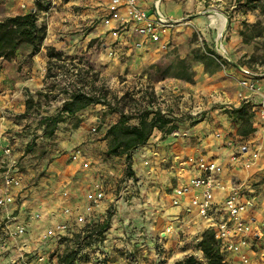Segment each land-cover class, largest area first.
Masks as SVG:
<instances>
[{
    "label": "crops",
    "instance_id": "crops-1",
    "mask_svg": "<svg viewBox=\"0 0 264 264\" xmlns=\"http://www.w3.org/2000/svg\"><path fill=\"white\" fill-rule=\"evenodd\" d=\"M37 1L48 4L49 14L36 9ZM156 1L158 12L174 21L159 30L157 41L143 29L137 30L133 22L123 28L120 17L104 24L103 19L110 15L109 0H0V20L37 10L38 23L45 26V37L37 52L29 54L30 48L21 45L13 59L0 61V154L5 147L11 149L10 157L0 163V182L10 161V170L22 181L21 187L14 190L15 203L0 207L6 209L3 217H8L0 222V241L3 238L1 242L6 245L0 247V263L21 253L29 254L36 247L38 235L59 222L68 223V218L83 211L92 222L103 217L110 221L101 247L110 261L104 264H124L118 253L125 250H136V264H152L155 248H163L164 253L174 249L159 264H175L178 256H200L196 243L207 229L191 204L201 191L189 183L197 173L196 165L188 161L192 157L217 164L214 193L218 206L232 186L241 184L247 205L245 219L252 227L246 246L249 264H264V120L257 111V104L264 100V73L240 63L251 50L242 40V22L252 24L258 20L257 10H231L233 0H137V4L153 19ZM211 11L227 17L223 37H219L217 23L211 21ZM120 16H124L123 11ZM92 21L95 24L91 25ZM193 31L201 34L208 46L218 45L227 61L224 65L213 61L211 67L207 61L198 62L192 82L174 77L159 82L155 95L161 109L174 120L173 132L154 129L148 140L131 152L127 166L124 156L106 155L105 134L118 121L119 112L92 104L76 113L81 118L78 126L59 133L58 144L49 150L50 162L34 166L24 157L25 166L19 164L27 150H19V139L8 133L14 125L11 116L24 111L28 94L33 96L48 85L45 70L50 49L61 58L84 56L101 73L127 75V80L111 88L120 95L134 83L135 75L136 84L141 86L144 80L139 76L146 67L173 46L185 47ZM98 42L101 51L96 50ZM243 77L253 81L257 91L241 87L238 82ZM239 89H243V98L238 97ZM79 144L83 155L72 160L73 148ZM254 151L258 152L257 158L246 166ZM110 161L116 162L114 168L108 165ZM126 170L129 174L124 177ZM117 176L124 181L117 196H111L114 184H105L112 190L86 212L94 182H117ZM33 205L42 207L38 211L41 218L33 219L38 213ZM111 205L116 209L107 213ZM68 207L73 209V217L64 214L63 209ZM23 223H30L26 234L10 233ZM169 226L171 230L166 231ZM216 243L225 264H242L239 255L222 251ZM148 249L152 252L145 259ZM116 253L117 259L112 262ZM90 264L100 263L94 258Z\"/></svg>",
    "mask_w": 264,
    "mask_h": 264
},
{
    "label": "rangeland",
    "instance_id": "rangeland-1",
    "mask_svg": "<svg viewBox=\"0 0 264 264\" xmlns=\"http://www.w3.org/2000/svg\"><path fill=\"white\" fill-rule=\"evenodd\" d=\"M231 10H237L238 12L244 11L245 9H253L257 10L258 20L254 23H248L243 21L242 22V29H241V36L242 40L251 47L249 54L240 60V63H244L248 66V68L252 71H261L264 73V0H233ZM36 9L37 10H45L46 14H49V10L51 8L48 4L41 3L40 1L36 2ZM246 7V8H245ZM37 15L38 12H37ZM228 16V15H226ZM39 18V16H38ZM227 18V17H225ZM39 20V19H38ZM103 19V23H104ZM92 21L91 25L95 24ZM226 23V20H225ZM105 24V23H104ZM227 25V24H226ZM87 27H82V30H85ZM90 28H95L91 26ZM90 28H88L90 30ZM226 28V27H225ZM119 30V29H116ZM121 30V29H120ZM243 31V34H242ZM118 32L115 31V34ZM225 34L224 32L221 34L223 37ZM246 36V37H245ZM112 49L115 50V47L112 46ZM219 47L216 46H208L205 44V41L201 37V34L193 31L190 38L188 39V44L183 47V45L173 46L172 48L168 49L164 56L157 60L156 62H152L150 65L146 67L144 72H142L139 77H142L144 82L142 85L139 86L137 82L136 84V75L133 77L134 83L130 85L129 89H125L120 95L117 93L112 92V87L117 83H121L123 80H127V75L125 74H117L116 77L114 74H104L92 66L91 62L84 56H76V57H63L60 59H52L50 62L51 66H53L52 70L54 71L47 74V67L49 64L46 65L45 76L48 80V85L44 90H38L34 92V95L31 96L33 98L32 106L27 109L26 107V99L25 98V109L23 112L15 114L11 116L12 123V131L8 130V133H11V136H15L13 139H19V143L21 144L18 149L20 150H27V153H23L20 157L22 158L20 161V165L25 166L24 157H27L26 160L30 163V165H37L40 162H50L52 159L50 157L51 149L58 144L57 137H59L60 132L68 131L72 128L78 126L81 121L79 116L75 117H66L63 121L58 125V129L55 132V135L51 138H45L42 136L43 134V126L39 124V118L41 115H47L56 113L62 106L63 99L68 95V91L72 90L76 87H83L85 90H91L98 93V95H103V97L107 96V101H111L112 103H117L119 107L126 104L125 110L135 112L136 108H143L146 106L150 107H160L161 108V101L155 95L156 86L159 84L161 80H165L166 78H177L183 79L187 82L193 81V76L196 74V65L200 61H207L208 67L212 66V62H219V64H225L226 57H223L224 54H220ZM96 50L101 51V42H98L96 45ZM219 51V52H218ZM102 59V58H99ZM2 61V60H1ZM9 61V60H7ZM103 61V60H102ZM217 62V63H218ZM50 66V67H51ZM114 76V77H113ZM253 75L251 76V78ZM247 78H250L247 76ZM239 80L238 84L241 86L240 82L244 80ZM117 81V82H116ZM242 87V86H241ZM240 87V88H241ZM238 97L244 96L243 89H239ZM41 93V94H39ZM129 93L128 97H125L124 101L122 100L123 95ZM101 105V104H96ZM258 105V104H257ZM103 106V105H101ZM106 109V108H105ZM199 115V114H196ZM79 119V121H78ZM130 123H135V119H132ZM64 130V131H63ZM12 139V140H13ZM27 145V146H26ZM79 145H76L74 149L79 148ZM50 150V151H49ZM47 152V153H46ZM115 161H110L108 165L114 168ZM18 164V166H19ZM20 169V168H19ZM21 170V169H20ZM42 174V173H40ZM113 174V172H112ZM127 174V170L124 173V177ZM116 179L120 178L117 182H109L105 183L102 179L100 183L103 184L104 187V197L109 193L110 188H105V184H114L113 191L111 192V196H117L118 191L120 188H123V178L122 176L115 177ZM96 182H94L95 184ZM93 184V188H94ZM112 190V189H111ZM93 189H90L89 199L93 194ZM108 192V193H107ZM103 197V199H104ZM102 199V200H103ZM100 200L96 206L102 201ZM89 203V202H88ZM38 204V203H36ZM95 206V205H94ZM93 206V207H94ZM35 207V212H38L42 209L39 205ZM116 207L109 206L107 208V213H111L115 211ZM34 212V213H35ZM40 213V212H38ZM6 214V209L0 208V222L7 220L8 217L5 218L3 215ZM2 217V218H1ZM42 216L38 217L37 219L41 218ZM71 220V221H70ZM74 219L70 217L68 218V225L71 231V234H64L60 235L59 233L55 232L54 235L51 237L43 239L45 232H42L38 235V239L36 240L37 244L33 251L29 253V255L33 252L42 251L45 253L46 258L49 260L50 264H60L59 260L56 258L63 255L66 251L70 249H77L79 250L76 254L75 262L78 264H90L94 261V258L97 259V255L94 253V244L97 240H104V231L105 228L109 225V219L103 217L102 219L97 220L96 222H91V228L87 229L84 227V224L77 223ZM92 221V220H91ZM10 222V221H9ZM67 222V221H66ZM70 222V223H69ZM54 226V225H53ZM103 229L101 232V236L98 235L99 228ZM85 232L82 235V232ZM88 231V232H87ZM17 236V235H15ZM2 235H0L1 239ZM160 237L157 236V239ZM3 242V238L1 240ZM0 241V243H1ZM44 245V246H43ZM197 245V251L199 252L200 249ZM195 245V246H196ZM43 246V248H41ZM153 251V252H152ZM146 250L145 259H149L151 252L153 253V257L151 258L152 264L157 262L158 264L161 262H165L166 258H168L172 253H174V249H170L166 253H164L163 248H155L154 250ZM120 257L123 258L124 264H136V250H125L119 251ZM96 255V256H95ZM112 255V254H111ZM109 256V255H108ZM31 257V256H30ZM177 261H180L184 258L179 256L177 257ZM196 258L202 259V253L200 256L196 254ZM117 259V253L112 255L111 261L115 262ZM54 260L55 263L52 261ZM110 261L107 258L105 261ZM104 261V262H105ZM176 263V262H175Z\"/></svg>",
    "mask_w": 264,
    "mask_h": 264
},
{
    "label": "built area",
    "instance_id": "built-area-1",
    "mask_svg": "<svg viewBox=\"0 0 264 264\" xmlns=\"http://www.w3.org/2000/svg\"><path fill=\"white\" fill-rule=\"evenodd\" d=\"M157 3L155 2V14L156 18H151L147 12L140 8L137 4V0H109V11L110 15L104 20L105 24H109L111 19L122 18L121 26L124 28L128 23L133 22L136 24V29H143L147 32L149 37L157 41L159 39V30L162 27L171 26L174 21H170L163 17L157 10ZM34 11V10H32ZM120 11H123L124 16H120ZM241 86L249 91H257V87L254 82L248 79H244L240 82ZM157 107V106H156ZM154 107V108H156ZM151 108V107H149ZM162 110V109H161ZM165 112L164 110H162ZM258 114L262 120H264V100L258 104ZM11 149L5 147L0 154V163L5 162L10 157ZM83 153L81 148H76L71 153L72 160H78L82 157ZM258 156V152L252 153V158L247 159L245 162L246 166L252 164L253 160ZM190 163L196 165L197 173L189 179V183L192 187L200 188L201 191L198 195H195L191 199V204L196 207L197 212L201 219L204 221V228L212 231L215 240L221 246L222 251H230L234 254L239 255L242 264H249L247 255V243L248 236L252 233V227L245 219L246 202L242 199L240 191L241 184L232 186L228 193L224 196L221 205H217L215 201V182L214 176L218 169L217 164L214 161H206L203 159L195 160L194 158H188ZM84 167L87 166L86 162L82 163ZM13 167L11 161L9 163V169L2 176L0 182V207H8L15 203V193L21 187V178L14 174L10 169ZM93 194L89 199V203L85 207L86 212H90L92 207L96 205L104 197V187L100 182H96L93 188ZM178 193H181L178 190ZM72 208H64V214L72 216ZM40 213H36L33 219L40 217ZM73 217V216H72ZM73 219L79 223L84 224L87 229L91 228V220L87 219L85 212H76ZM28 225L30 223L18 224L10 233L15 235H23L27 233ZM171 227H167L166 231H170ZM55 232L60 235L71 234L69 225L66 222H59L51 229H48L43 239L51 237ZM88 232V231H87ZM85 232H82L84 235ZM103 240H97L94 244L96 255L99 263L104 264L106 259V253L101 249ZM5 243H0V247L4 248ZM44 246V245H43ZM43 246L41 248H43ZM31 256V257H30ZM50 264L46 258L45 253L42 251L33 252L30 255L18 254L15 258L9 259L7 262L0 264ZM73 264H77L74 262Z\"/></svg>",
    "mask_w": 264,
    "mask_h": 264
},
{
    "label": "trees",
    "instance_id": "trees-1",
    "mask_svg": "<svg viewBox=\"0 0 264 264\" xmlns=\"http://www.w3.org/2000/svg\"><path fill=\"white\" fill-rule=\"evenodd\" d=\"M44 37L45 26L38 23L37 10L5 17L0 20V61L13 59L21 45L30 48L29 54L37 52L40 49ZM48 57L49 65L47 67V74L51 72L54 74L52 70L53 66L50 65V62L52 59H60L61 54L50 49ZM128 96L129 93H126L123 95L122 100L124 101L125 97ZM118 102L112 103L109 100L107 101L106 95L103 97V95H98V93L91 92V90H85L81 86L73 88L68 91V95L63 99L61 108L56 113L40 116L39 124L43 126L42 136L45 138L53 137L58 129V125L64 118L77 117L78 115L76 113L87 106L101 104L106 110L118 111L120 114L118 121L106 131V155L124 156L128 166L131 152L135 148L143 145L154 129L171 133L176 127L173 118L170 117L168 112H163L160 107L149 108L150 106H146L136 108L135 112H129L125 110V102L122 107L117 105ZM32 103L33 98L29 96L26 99L27 109L32 106ZM132 119H135V123H130ZM27 150H29V147ZM127 173L129 174V171ZM101 228L103 227L100 226L99 228V236H101L103 230ZM198 247L202 252V259H198L194 255H188L175 264H225L211 231L205 230L202 233ZM78 251L77 249L66 251L58 257L59 263L73 264Z\"/></svg>",
    "mask_w": 264,
    "mask_h": 264
},
{
    "label": "bare ground",
    "instance_id": "bare-ground-1",
    "mask_svg": "<svg viewBox=\"0 0 264 264\" xmlns=\"http://www.w3.org/2000/svg\"><path fill=\"white\" fill-rule=\"evenodd\" d=\"M210 18L212 23H217L218 27H219V37L221 36V34L224 32V29L226 27V23H225V18L223 17L222 14L215 12V11H211L210 12ZM218 37V39H219ZM220 42V40H219ZM220 46V43H219Z\"/></svg>",
    "mask_w": 264,
    "mask_h": 264
}]
</instances>
